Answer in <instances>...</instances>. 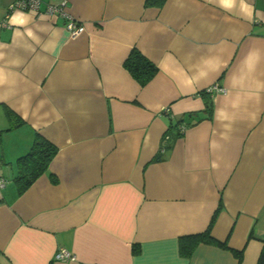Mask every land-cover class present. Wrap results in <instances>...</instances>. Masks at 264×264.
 <instances>
[{
  "label": "crops",
  "instance_id": "crops-1",
  "mask_svg": "<svg viewBox=\"0 0 264 264\" xmlns=\"http://www.w3.org/2000/svg\"><path fill=\"white\" fill-rule=\"evenodd\" d=\"M0 0V264H256L264 245V0ZM18 14L22 23H10ZM136 48L157 72L123 65ZM213 84L212 113L201 91ZM4 106L20 121L6 130ZM186 127H185V126ZM57 147L24 192L16 159ZM211 226L242 250L182 236ZM187 246L188 243L184 242ZM63 247L76 255L55 260Z\"/></svg>",
  "mask_w": 264,
  "mask_h": 264
},
{
  "label": "trees",
  "instance_id": "trees-1",
  "mask_svg": "<svg viewBox=\"0 0 264 264\" xmlns=\"http://www.w3.org/2000/svg\"><path fill=\"white\" fill-rule=\"evenodd\" d=\"M147 3L151 4H162L163 0H147ZM125 59L124 66L131 73V76H134L141 85L146 84L154 74L157 72L156 64L152 63L146 56H144L138 49L133 48ZM207 89V88H206ZM201 91V95L205 99V109L208 116H211L212 113V101L209 97L207 91ZM5 118L9 120V127L6 129H11L16 125L20 124V121L17 118V115L8 107L4 106ZM185 126V125H184ZM186 127V126H185ZM30 149L24 155L16 159V173L12 178L16 184L17 192L20 194L27 189L35 179L38 178L41 174L45 173L47 170L48 164L52 158L57 153V147L50 141H47L44 137L39 134H36L34 140H32ZM220 204L211 217L209 225L205 228L203 232L195 233L193 235L182 236L180 239V244L185 247L186 254H189L192 249L199 244V242L210 243L213 245H218L224 249H231L233 254L237 256L238 259H241L243 254L242 250H237L234 248H229L226 241H221L216 239L211 234V226L216 220V214L220 210ZM184 242L188 243L187 246ZM256 264H264V245L259 252Z\"/></svg>",
  "mask_w": 264,
  "mask_h": 264
},
{
  "label": "built area",
  "instance_id": "built-area-1",
  "mask_svg": "<svg viewBox=\"0 0 264 264\" xmlns=\"http://www.w3.org/2000/svg\"><path fill=\"white\" fill-rule=\"evenodd\" d=\"M65 5H66V0H63L59 4L48 3L43 6L42 10L44 13H46L49 16L62 17L64 19V26L66 30L69 32L70 36L71 37L78 36L84 31L83 30L84 26L68 13ZM40 6H41L40 0H13L8 9L9 12L16 8L29 12L39 13ZM7 25L8 24L5 21V19H3L0 22V26H7ZM212 89H215L220 93L226 91L224 87L222 88L217 84H213L210 88L206 89L207 93H211ZM4 184H5V180L3 179V177L0 176V187H3ZM53 258L59 261L71 262L76 259V255L73 252L63 247H60V249L58 248L56 250Z\"/></svg>",
  "mask_w": 264,
  "mask_h": 264
},
{
  "label": "clouds",
  "instance_id": "clouds-1",
  "mask_svg": "<svg viewBox=\"0 0 264 264\" xmlns=\"http://www.w3.org/2000/svg\"><path fill=\"white\" fill-rule=\"evenodd\" d=\"M18 17L19 15L14 13V15L10 18V23H17V22L22 23V21L18 20Z\"/></svg>",
  "mask_w": 264,
  "mask_h": 264
}]
</instances>
